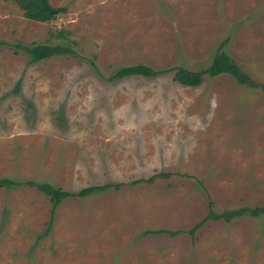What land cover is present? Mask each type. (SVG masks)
Masks as SVG:
<instances>
[{
    "label": "rangeland",
    "instance_id": "1",
    "mask_svg": "<svg viewBox=\"0 0 264 264\" xmlns=\"http://www.w3.org/2000/svg\"><path fill=\"white\" fill-rule=\"evenodd\" d=\"M50 2L36 23L0 0V179L69 195L0 188V264H264V214L207 218L264 206V91L172 79L222 52L264 84V0Z\"/></svg>",
    "mask_w": 264,
    "mask_h": 264
},
{
    "label": "trees",
    "instance_id": "2",
    "mask_svg": "<svg viewBox=\"0 0 264 264\" xmlns=\"http://www.w3.org/2000/svg\"><path fill=\"white\" fill-rule=\"evenodd\" d=\"M16 4V6L22 11V15L25 19L36 22V23H50L56 21L60 16L66 13V8L64 7H54L51 4V0H9ZM62 38H65L64 36ZM23 49L30 55V62L37 63L41 59H47L54 55H72L73 50L68 47L62 46H34V47H23ZM126 71V73H131L137 76H147L152 75L156 72L144 65H138ZM125 74V72L122 70ZM172 79L174 82L185 86V87H197L202 82L205 76L209 78H214L220 75H229L233 80L240 86H245L248 88H260L264 91V84L257 83L251 80L250 76L243 72L238 65L225 53L219 52L212 60L211 64L200 71L191 72L185 69L172 70ZM20 84H17L14 92L19 91ZM154 176L153 178H155ZM157 177H161L158 175ZM153 179H150L152 181ZM24 184L30 188H35L40 193L48 197L52 208L56 207L65 197L69 195L68 192L62 191L53 187L49 183L45 182H35V181H25L24 183L13 181L9 178L0 179V188H10L17 185ZM105 187V186H104ZM119 186L116 185V188ZM95 188H93L94 190ZM99 190L100 188H96ZM104 189V188H103ZM84 192L80 193L83 195ZM252 215L256 217L260 214H264V206L254 208L253 210H246L241 208L239 210L225 211L223 213L214 214L209 213L207 218L211 220H224V222L229 223L234 218H238L243 215ZM202 223H197L191 230L194 233L201 227ZM170 235H174L179 232L171 231H161ZM159 232V233H161Z\"/></svg>",
    "mask_w": 264,
    "mask_h": 264
}]
</instances>
